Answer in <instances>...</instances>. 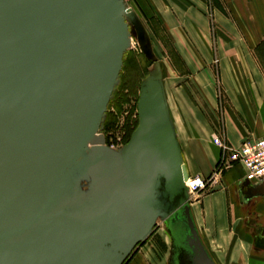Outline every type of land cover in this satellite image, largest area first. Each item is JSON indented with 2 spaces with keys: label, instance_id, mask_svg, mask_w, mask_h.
<instances>
[{
  "label": "water",
  "instance_id": "obj_1",
  "mask_svg": "<svg viewBox=\"0 0 264 264\" xmlns=\"http://www.w3.org/2000/svg\"><path fill=\"white\" fill-rule=\"evenodd\" d=\"M127 19L151 59L124 0H0V264H124L159 218L170 264H215L195 227L156 70L141 83L129 141L113 151L97 135ZM76 161L91 184L85 196Z\"/></svg>",
  "mask_w": 264,
  "mask_h": 264
},
{
  "label": "crops",
  "instance_id": "obj_2",
  "mask_svg": "<svg viewBox=\"0 0 264 264\" xmlns=\"http://www.w3.org/2000/svg\"><path fill=\"white\" fill-rule=\"evenodd\" d=\"M147 1L148 28L170 44L177 87H163L181 157L188 178L207 181L189 201L203 246L215 264L264 257V182L246 181L240 165L216 174L221 151L213 143L219 138L239 148L264 137V2ZM173 5L188 16H176ZM172 28H187L185 45ZM154 245L158 258H170L162 238ZM134 264L152 261L142 257Z\"/></svg>",
  "mask_w": 264,
  "mask_h": 264
},
{
  "label": "rangeland",
  "instance_id": "obj_3",
  "mask_svg": "<svg viewBox=\"0 0 264 264\" xmlns=\"http://www.w3.org/2000/svg\"><path fill=\"white\" fill-rule=\"evenodd\" d=\"M210 1L213 2L215 0ZM262 1L264 2V0ZM126 2L147 32L152 49V58L147 59L143 55L135 37L134 27L127 19L128 41L123 59V67L119 75L118 84L115 87V91L107 107L106 120H104L97 133V135H103L105 146L113 151L120 150L127 143L130 134L137 126L136 106L140 86L144 78L148 76L149 73L156 70V75L160 77L163 86L165 84L168 89L169 86L174 84V89L177 87L175 85V74L173 75V65L169 58L170 44L168 40L162 36L159 40L158 32H155V28H148V23H150V16L147 11L148 1L126 0ZM168 7V9H170L169 5ZM176 8L177 7L173 5V10L175 9L177 11V13H175L176 16H178V13L188 16V14L180 11L181 9L178 10ZM172 30L174 38L178 40L180 44H184L187 28H172ZM75 168L76 178L74 181L76 190H78L82 196H85L91 191L90 181L86 176H83L82 169L79 168L78 163ZM192 199H194V196L187 191L188 202ZM156 238H162L168 249L170 248V238L164 222L160 218L157 219L151 235L144 242L137 245L134 252L124 264H134L142 257L150 259L152 264H168V255H160L158 258L155 254L154 249H156V246L154 245V241ZM229 259L236 260L237 257H230ZM243 260V264H264V257L254 258L245 256Z\"/></svg>",
  "mask_w": 264,
  "mask_h": 264
},
{
  "label": "built area",
  "instance_id": "obj_4",
  "mask_svg": "<svg viewBox=\"0 0 264 264\" xmlns=\"http://www.w3.org/2000/svg\"><path fill=\"white\" fill-rule=\"evenodd\" d=\"M213 143L221 151V157L215 168L216 174L234 165H240L245 171L246 181L264 182V137L245 142L239 148H231L219 138H214ZM206 186V180L189 179L187 191L195 198L206 189Z\"/></svg>",
  "mask_w": 264,
  "mask_h": 264
},
{
  "label": "bare ground",
  "instance_id": "obj_5",
  "mask_svg": "<svg viewBox=\"0 0 264 264\" xmlns=\"http://www.w3.org/2000/svg\"><path fill=\"white\" fill-rule=\"evenodd\" d=\"M127 41H128V40H127ZM90 149H91V146L88 145V146L86 147V151H88V150H90ZM75 164L77 165V161H76ZM189 179H190V178H188V180H187V182H186V184H185V187H186V188H187V183H189Z\"/></svg>",
  "mask_w": 264,
  "mask_h": 264
},
{
  "label": "trees",
  "instance_id": "obj_6",
  "mask_svg": "<svg viewBox=\"0 0 264 264\" xmlns=\"http://www.w3.org/2000/svg\"><path fill=\"white\" fill-rule=\"evenodd\" d=\"M105 120H106V119H105ZM132 133H133V132H132ZM132 133H131V134H132ZM131 134H130V136H131ZM130 136H129V138H128L127 142L129 141V139H130ZM160 246H162V247H163L164 245L160 243Z\"/></svg>",
  "mask_w": 264,
  "mask_h": 264
},
{
  "label": "flooded vegetation",
  "instance_id": "obj_7",
  "mask_svg": "<svg viewBox=\"0 0 264 264\" xmlns=\"http://www.w3.org/2000/svg\"><path fill=\"white\" fill-rule=\"evenodd\" d=\"M171 252H172V250H171ZM172 255V254H171ZM170 260H171V256H170V258H169V264H170Z\"/></svg>",
  "mask_w": 264,
  "mask_h": 264
}]
</instances>
